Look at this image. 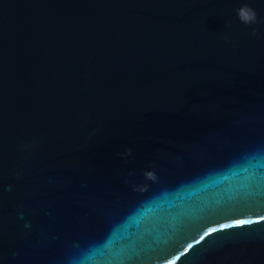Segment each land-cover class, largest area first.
<instances>
[{"label": "water", "instance_id": "95a60500", "mask_svg": "<svg viewBox=\"0 0 264 264\" xmlns=\"http://www.w3.org/2000/svg\"><path fill=\"white\" fill-rule=\"evenodd\" d=\"M0 264H264V0H0Z\"/></svg>", "mask_w": 264, "mask_h": 264}, {"label": "clouds", "instance_id": "9594fccd", "mask_svg": "<svg viewBox=\"0 0 264 264\" xmlns=\"http://www.w3.org/2000/svg\"><path fill=\"white\" fill-rule=\"evenodd\" d=\"M236 12H237L239 21L245 25H253V24H257L260 22L258 21V17H257L255 10L249 7L248 5L241 6L240 8L236 10ZM257 34H258V29L253 28L251 35L255 37L257 36ZM225 39L227 40V36H225ZM118 155L131 156L132 150L130 148L126 149L124 153L118 154ZM147 175L151 176L152 174L147 173Z\"/></svg>", "mask_w": 264, "mask_h": 264}, {"label": "snow or ice", "instance_id": "6c2138e0", "mask_svg": "<svg viewBox=\"0 0 264 264\" xmlns=\"http://www.w3.org/2000/svg\"><path fill=\"white\" fill-rule=\"evenodd\" d=\"M241 223H244L243 221H241Z\"/></svg>", "mask_w": 264, "mask_h": 264}]
</instances>
